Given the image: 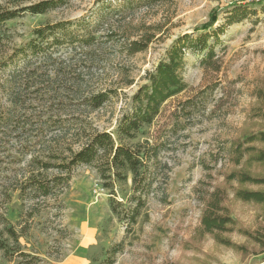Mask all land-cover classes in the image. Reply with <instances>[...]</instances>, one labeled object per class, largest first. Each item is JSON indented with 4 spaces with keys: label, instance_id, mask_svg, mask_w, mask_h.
Masks as SVG:
<instances>
[{
    "label": "trees",
    "instance_id": "16d2710c",
    "mask_svg": "<svg viewBox=\"0 0 264 264\" xmlns=\"http://www.w3.org/2000/svg\"><path fill=\"white\" fill-rule=\"evenodd\" d=\"M30 1L0 3V73L4 77L0 89L14 110L35 109L40 105L52 109V104L47 103L66 99L77 105L71 112L66 107L61 111L71 113L72 119L68 121L17 124L10 115L0 119L3 164L0 170V253L9 262L17 261L16 264H43L40 257L25 251L20 240L28 231L27 222L41 213V205L48 199L58 200L81 166L96 171L102 189L108 192L111 213L126 225L127 234L135 233L134 227L140 218L147 220L145 210L151 199L157 198L169 205L167 185L173 166L163 158L174 151L179 133L199 112L198 105L190 104V100L175 104L167 124L159 121L163 118V107L187 90L183 71L188 52L204 55L201 66L207 76L221 73L223 67L215 46L224 30L214 28L219 11L213 10L208 22L194 29V34H198L196 38L191 34L179 37L166 58L154 70L146 72L143 84L128 96L124 90L133 86L134 80L126 66L118 64L116 76L98 75L93 69L111 64L107 51H116L118 46L123 55L129 57L146 51L166 35L162 24L142 21L138 26L118 25L101 37L86 34L73 38L70 24L57 23L36 29L29 43L12 50L8 46L11 37L7 23L27 14H47L65 6L69 0ZM120 1L125 7L149 9L174 4V0H106V4ZM240 3L245 7L256 4L255 1ZM116 8L120 10L122 6ZM235 17L231 14L229 22L237 21ZM212 38L214 44H210ZM74 40L79 43L82 56H57L62 42ZM83 65L86 70L77 74V68ZM218 87L217 82L212 89ZM251 95L255 102L244 127L230 140L221 142L212 156L214 165L222 162L219 170L211 163L203 164L205 174L194 188L201 206L199 223L190 238L182 241L181 259L167 264H215L216 258L203 249L209 238L215 245L239 253L243 261L255 258L257 264H264V79H256ZM121 97L125 102L116 128L112 132L98 129L91 114ZM27 99L43 104H24ZM14 195L33 203L21 213V220L16 224L9 219V205ZM238 202L260 209L254 228H247L235 217L233 204ZM234 234L247 238L248 243H235ZM123 247L120 243L108 251L103 264H114L111 256L120 253Z\"/></svg>",
    "mask_w": 264,
    "mask_h": 264
},
{
    "label": "rangeland",
    "instance_id": "374dc122",
    "mask_svg": "<svg viewBox=\"0 0 264 264\" xmlns=\"http://www.w3.org/2000/svg\"><path fill=\"white\" fill-rule=\"evenodd\" d=\"M38 1L41 0H31L30 3ZM242 1H255L256 4L245 7L240 3ZM5 2L7 0H0V3ZM123 4V1L106 4V0H69L65 6L47 14L24 15L7 23L11 37L8 46L13 50L26 45L32 40L36 29L57 23L70 24L73 38L86 34L101 37L118 25L138 26L142 21L162 24L166 35L161 41L152 43L146 51L129 57L123 55L118 46L116 51H107V57L112 59L111 64L105 63L108 64L106 67L93 69L98 75L111 73L116 76V66H126L134 85L124 92L132 96L143 84L146 72L154 70L166 58L174 42L186 34L196 38L198 34H194V29L208 22L211 12L218 10L219 20L214 28H223L224 34L215 46V53L223 64L222 71L207 76L201 66L204 55L188 52L183 71L187 90L163 107V118L159 121L167 124L175 104L190 100V104L198 105L199 112L179 133L174 151L166 153L163 158L173 166L167 185L169 205L162 204L157 198L151 199L145 210L147 220L140 218L134 227L135 233L127 234L126 225L111 213L108 192L102 189L96 171L81 166L74 172L69 188L58 200L48 199L41 205V213L27 222L28 231L20 240L25 251L40 257L43 264H103L109 256L108 251L120 243L124 245L123 250L111 256L114 264H167L179 261L183 255L182 241L193 234L201 215L194 188L205 174L203 164L211 163L219 144L230 140L244 127L255 102L251 95L254 83L256 79H264L263 2L174 0L173 5L155 9L125 7ZM117 6L122 8L117 10ZM231 14L236 15L237 21L229 22ZM214 43L215 39H210V44ZM73 54L83 55L77 40L62 42L57 56L70 57ZM83 70H86L85 65L78 67L76 72L79 74ZM3 79L0 73V83ZM217 82L219 87L212 89ZM124 102L123 97L114 99L101 110L93 112L90 116L93 124L100 130L112 132L122 115ZM10 104L0 89V119L10 115L17 124L59 119L68 121L72 119L71 113L63 114L61 111L66 107L71 112L73 106L77 105L66 99L64 102L47 103L52 104V109L40 105L35 109L14 110ZM24 104L43 103H32L27 99ZM186 116L189 117L187 113ZM211 164L219 170L222 162ZM2 166L0 160V170ZM32 205V202L19 200L14 195L9 205L10 221L13 224L19 222L21 213ZM233 213L244 226L252 229L256 226L260 209L238 202L233 204ZM232 239L238 244L248 243L247 238L238 234L232 235ZM203 249L216 258L215 264H257L255 258L243 261L239 253L215 245L211 238L205 241ZM187 255L192 257V254ZM16 263L7 261L0 253V264Z\"/></svg>",
    "mask_w": 264,
    "mask_h": 264
},
{
    "label": "built area",
    "instance_id": "2783aa9c",
    "mask_svg": "<svg viewBox=\"0 0 264 264\" xmlns=\"http://www.w3.org/2000/svg\"><path fill=\"white\" fill-rule=\"evenodd\" d=\"M259 1H261V2H263V3H264V0H258V2H259Z\"/></svg>",
    "mask_w": 264,
    "mask_h": 264
}]
</instances>
